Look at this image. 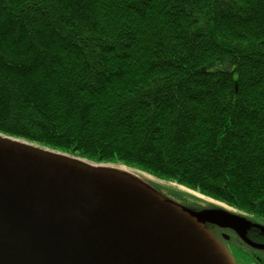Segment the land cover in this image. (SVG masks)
Here are the masks:
<instances>
[{
  "label": "trees",
  "instance_id": "trees-1",
  "mask_svg": "<svg viewBox=\"0 0 264 264\" xmlns=\"http://www.w3.org/2000/svg\"><path fill=\"white\" fill-rule=\"evenodd\" d=\"M0 133L264 220V0H0Z\"/></svg>",
  "mask_w": 264,
  "mask_h": 264
},
{
  "label": "water",
  "instance_id": "water-1",
  "mask_svg": "<svg viewBox=\"0 0 264 264\" xmlns=\"http://www.w3.org/2000/svg\"><path fill=\"white\" fill-rule=\"evenodd\" d=\"M210 225L264 251L244 216L0 133V264H235Z\"/></svg>",
  "mask_w": 264,
  "mask_h": 264
},
{
  "label": "flooded vegetation",
  "instance_id": "flooded-vegetation-1",
  "mask_svg": "<svg viewBox=\"0 0 264 264\" xmlns=\"http://www.w3.org/2000/svg\"><path fill=\"white\" fill-rule=\"evenodd\" d=\"M258 225H261V223L259 222ZM261 226H264V224H262ZM209 229L222 245H224L225 247L226 245H229L228 248H233L235 252H239L242 259H244L246 262H250V264H264V251L254 249L253 247L242 242L240 239L237 240L238 243L232 241V236L236 235L233 231L223 230L219 227L211 225L209 226ZM246 231V234L250 238V240L255 243L264 245V232L262 231V229H259L256 226H252L249 227ZM224 235H228L229 240H224ZM235 261L236 264H240L238 263L237 259Z\"/></svg>",
  "mask_w": 264,
  "mask_h": 264
},
{
  "label": "rangeland",
  "instance_id": "rangeland-1",
  "mask_svg": "<svg viewBox=\"0 0 264 264\" xmlns=\"http://www.w3.org/2000/svg\"><path fill=\"white\" fill-rule=\"evenodd\" d=\"M66 154H68V153H66ZM71 154H69V156H70ZM73 157H77V158H81V157H78V156H74V155H72ZM102 164H105V165H110V167H114V168H117V169H119V170H122V171H124V172H126V173H131V174H137L139 177H141L142 179H144L145 181H150V182H154V183H156L158 186H160V184H163L162 185V189H164V190H169V189H172V190H175V189H177V183H175V182H171V183H174V184H167V183H161V182H159V180H157V179H155V178H153V177H151L150 175L148 176V174L147 173H145L144 171H142V170H140L139 168H135V167H132V166H128L127 164H125V163H121V162H109V163H102ZM142 171V172H140V171ZM177 186V187H176ZM183 187H185V186H183ZM178 189H179V187H178ZM179 190H182V191H184V192H188V193H190V194H193V195H195V196H197L198 198H200L199 200H201V202H211V203H213V201H211L210 199H208L207 197H205V196H203V195H201V194H199V192H197V191H194V190H191V189H189V190H187V188H184V189H179ZM222 203H224V202H222ZM224 205H226V206H229V207H232V206H230L229 204H227V203H224ZM233 209H235L234 211H236V210H238V211H240V212H243V211H241L240 209H238V208H236V207H232ZM245 213V212H244ZM246 214H248V213H246ZM249 215H251V214H249ZM253 218H255L256 220H259V221H262L263 219H261V218H259L258 216H256V215H251ZM264 221V220H263ZM228 246L229 245H226V248H228ZM228 251H229V253H230V255H232V257L236 260L237 259V261H238V263H240V264H250V262L248 263V262H246L244 259H242V257H241V254L239 253V252H235L234 250H233V248H228Z\"/></svg>",
  "mask_w": 264,
  "mask_h": 264
}]
</instances>
